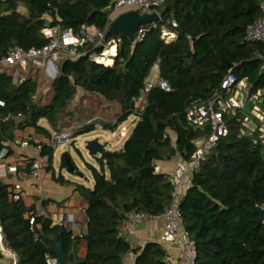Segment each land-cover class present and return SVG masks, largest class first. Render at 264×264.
Returning <instances> with one entry per match:
<instances>
[{
  "label": "trees",
  "instance_id": "1",
  "mask_svg": "<svg viewBox=\"0 0 264 264\" xmlns=\"http://www.w3.org/2000/svg\"><path fill=\"white\" fill-rule=\"evenodd\" d=\"M113 1L0 0V61L13 50L46 46L48 28L79 34L87 25L105 31ZM263 1L167 0L158 8L162 20L157 28L147 26L142 40L108 36L122 38L111 65L91 59L101 49L92 51L90 43L77 48L78 57H63L51 82V98L43 105L36 100L38 78L30 73L41 69L29 66V73L20 75L21 68L1 65L0 100L5 106L0 113L12 117L0 130V152L4 142L14 140L15 130L34 128L50 134L40 125L42 120L54 131L71 126L65 112L80 90L103 98L106 110L115 109L112 117L102 120L104 130H115L136 116L122 149L96 156L97 166L87 163L94 184L77 185L87 203V228L81 236L69 226L53 225L45 201V214L39 216L40 209L27 206L22 197L12 199L11 185L0 181V227L17 264H47V254L56 258V236L67 257H73L68 264H125L129 254L136 256L133 264H165L162 243L135 245L120 235V228L134 211L159 215L170 206L173 185L170 175L157 171V162L176 156L190 162L196 141L210 133L209 125L195 128L189 123L190 107L208 103L230 69L247 81L250 95L264 91V44L245 38L247 26L262 15ZM163 29L176 37L167 42ZM156 64L171 91L154 86L147 103L139 107ZM249 111L225 116L228 134L191 174L180 201L182 224L196 245L195 264H264V221L257 223L264 210V143H255L257 132L250 134L244 125ZM91 115L85 123L96 118ZM91 130L87 125L76 135ZM43 152L50 154L51 168L55 150L44 146ZM60 161V167L67 168L65 154ZM82 243L86 253L79 257Z\"/></svg>",
  "mask_w": 264,
  "mask_h": 264
},
{
  "label": "built area",
  "instance_id": "2",
  "mask_svg": "<svg viewBox=\"0 0 264 264\" xmlns=\"http://www.w3.org/2000/svg\"><path fill=\"white\" fill-rule=\"evenodd\" d=\"M167 0H114L109 10L107 17V26L105 31H99L94 26L83 25L79 34H74L72 31H58L57 29H45V35L49 39V43L40 49H31L27 52L21 50L11 51L3 60L0 61L2 66H16L21 69H26L29 66L43 69L49 72L57 69V63L63 57L79 56L78 47H82L85 43L93 44V50L100 48L99 53H92L91 59L97 63L111 65L117 55L118 47L122 43V38L115 37L108 39V31L113 21L122 13L136 10L141 15L143 14H159L160 22L162 16L158 11ZM262 15L246 28L245 38L250 41H259L264 44V1L261 4ZM158 22H153L145 26H141L136 32L134 41L142 40L147 26L157 28ZM173 27H177V23L172 21ZM176 37V33L171 30L163 29L162 38L169 42ZM114 50V51H113ZM86 54V53H85ZM264 57V54L261 56ZM106 59H111V63L105 62ZM264 68V67H263ZM154 86H159L166 92H170L171 88L159 76V68L156 64L150 75L145 81V85L141 96L137 101L139 107H143L147 103V94ZM5 102L0 100V107H4ZM250 109L251 116L246 118L245 127L249 129V133L257 132L255 143L258 141L264 143V91H259L257 94L250 95L249 87L245 79H238L232 69L222 80L220 88L212 96L206 104L194 105L188 109L187 118L189 123L195 128H203L207 125L210 127V133L196 141V151L190 162H181L173 169L170 180L173 185L172 200L170 206L159 215H151L141 212H132L128 215L120 228V235L126 240L131 241V237L136 229L147 222L153 220H163L164 227L161 234V243H172L180 249V256L177 259L172 258L167 254L165 264H195L196 245L192 241L188 233L185 231L180 234V226L182 225V217L179 211V204L182 200L183 187L186 179L199 168L201 162L206 155L218 144L221 138L228 134V126L225 116L227 114H235L238 110ZM12 116L3 117L0 113V130L3 123L9 120ZM257 119V123L255 120ZM87 125H92L93 128L103 129V122L96 118L81 126H66L52 132L51 137L45 145L34 146L30 157L26 158L29 164L28 175L32 178V186L35 189H42L52 179V170L50 168V154L43 152V147L55 149L63 143H70L76 136L77 128H82ZM127 129L121 130V136H126ZM12 146L19 145L21 148H28L31 143L28 140L20 143H12ZM10 152L9 147H4L0 152V162L5 159ZM9 171L19 173L20 169L17 165L10 166ZM23 186L17 183L10 188L11 198L14 200L20 199L22 196ZM45 210L40 209L38 215H44ZM35 217L31 215L30 224L33 225ZM53 225L63 226V221L53 219ZM5 237L2 228L0 227V249L1 253L9 259V264H17V257L13 251L5 246ZM47 264H60L58 258L46 255Z\"/></svg>",
  "mask_w": 264,
  "mask_h": 264
},
{
  "label": "crops",
  "instance_id": "3",
  "mask_svg": "<svg viewBox=\"0 0 264 264\" xmlns=\"http://www.w3.org/2000/svg\"><path fill=\"white\" fill-rule=\"evenodd\" d=\"M47 130H49L50 134H47V132L44 130H38L34 128H26L23 131H14V140L4 142L5 147L10 148V152L8 156L0 162V181L11 185V187L17 183H21L23 186L21 197L27 206H36L37 210L44 209L43 202L45 201V210L49 213L52 220L54 219L56 221H63L64 225L69 226L73 230L74 234L81 236L82 234L86 233L87 228V220L85 216L87 203L77 190V185L81 183L67 179V177L63 175L61 171L57 175L53 167V162L51 164V170L53 173L52 179L42 189L33 188L32 178L28 175V169L26 168V158L30 157L32 148L34 146L46 144V142L51 137L52 132L54 131L52 128ZM25 140H28L31 143L30 147L24 149L19 145H11L12 143H20ZM181 162H183V160L180 156H176L169 161H158L157 171L171 175L176 165ZM14 165L19 167V173H12L9 171V167ZM74 175L76 179L78 177H83V175ZM93 184L94 182L89 181V185L86 186L92 187ZM189 186L190 177L185 181L183 194L187 192ZM163 227V220H153L144 223L136 229L130 240L133 244L142 246L147 242L161 243L160 239ZM184 232L185 229L182 224L180 226V234L183 235ZM163 246L166 248L167 254H169L172 258H179L180 249L177 245L167 243L163 244ZM85 253L86 246L84 243H82L78 255L79 257H83ZM135 258L136 256L134 254H129L126 257L125 264H133ZM0 264H9V259L3 254L0 256Z\"/></svg>",
  "mask_w": 264,
  "mask_h": 264
},
{
  "label": "rangeland",
  "instance_id": "4",
  "mask_svg": "<svg viewBox=\"0 0 264 264\" xmlns=\"http://www.w3.org/2000/svg\"><path fill=\"white\" fill-rule=\"evenodd\" d=\"M59 64L60 62L57 63V69L56 70L52 69L50 73L44 71L43 69L39 70L38 72H36L35 70L30 71V69L29 70L22 69L23 72L17 70V73H20V75H25L29 73V71L30 73H32L33 76H35L36 74L39 82V90L36 96V100L41 105L49 102L51 98V92H50L51 82L58 75ZM106 105L107 104L103 100V98L94 94L86 93L83 90H80L76 95L75 99L67 107V110L65 112V115L67 117L66 121L67 123H69L68 125L79 127L81 125H84L86 121L92 118L89 116L93 112L95 113L96 118H99L101 120L112 117L115 113V109L106 110ZM96 118H93L92 120ZM135 121H136V116L132 115L131 117L128 118L126 122L121 124L115 130H104V129L93 128V130L89 132L77 134L72 142L63 143L58 147H56L54 149L55 155L53 160V167L56 174L58 175L61 171L62 174L67 177V179L76 181L84 185H89V181L94 182L92 172L88 168L87 163L97 166L98 164H97L96 156H100V155L99 154L96 156L90 155L88 150L86 149V143L88 141L98 139L100 143L105 145V150H111V151L120 150L122 149L124 143L129 137L135 125ZM40 125L46 127L47 129H51V127L49 126L46 120H42L40 122ZM123 127L127 129L126 136H121L120 134ZM66 153L70 154L71 158L73 159V162L77 167V171L82 173L83 177H78L76 179L74 174L69 173L67 171V168L64 169L62 168L61 170L60 160L61 157Z\"/></svg>",
  "mask_w": 264,
  "mask_h": 264
},
{
  "label": "water",
  "instance_id": "5",
  "mask_svg": "<svg viewBox=\"0 0 264 264\" xmlns=\"http://www.w3.org/2000/svg\"><path fill=\"white\" fill-rule=\"evenodd\" d=\"M160 20L159 14H143L141 15L138 11L132 10L119 15L112 23L109 31L108 36H118L123 35L130 40L134 41L136 32L141 26L148 25L153 22H158ZM134 105V104H133ZM1 142V140H0ZM86 149L88 150L89 154L92 156L101 155L104 151V144L100 143L98 139H94L88 141L86 143ZM66 163H67V171L72 174L80 175L83 174L77 171L74 162L71 161L70 157L65 154ZM264 221V210H261L260 217L257 223H261ZM54 244V250L56 256L59 260L60 264H68L69 262L73 261V257L70 256L69 258L64 252L63 245L59 239V236H56L52 240Z\"/></svg>",
  "mask_w": 264,
  "mask_h": 264
},
{
  "label": "bare ground",
  "instance_id": "6",
  "mask_svg": "<svg viewBox=\"0 0 264 264\" xmlns=\"http://www.w3.org/2000/svg\"><path fill=\"white\" fill-rule=\"evenodd\" d=\"M113 51H114V50H113ZM107 60H109V59H106L105 62H106ZM107 62H108V61H107Z\"/></svg>",
  "mask_w": 264,
  "mask_h": 264
}]
</instances>
